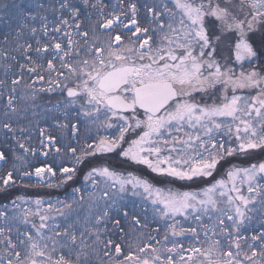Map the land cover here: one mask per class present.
I'll return each instance as SVG.
<instances>
[{"label":"snow or ice","instance_id":"obj_1","mask_svg":"<svg viewBox=\"0 0 264 264\" xmlns=\"http://www.w3.org/2000/svg\"><path fill=\"white\" fill-rule=\"evenodd\" d=\"M257 153L264 0L0 3V193L88 185L0 206V264H264Z\"/></svg>","mask_w":264,"mask_h":264},{"label":"trees","instance_id":"obj_2","mask_svg":"<svg viewBox=\"0 0 264 264\" xmlns=\"http://www.w3.org/2000/svg\"><path fill=\"white\" fill-rule=\"evenodd\" d=\"M3 2H11V0H0V3H3ZM254 39H255L257 46H259V43H260L259 36H257ZM261 158H264V153H257L256 155L251 156V157L239 156L233 159L231 163L236 164L238 166H247L249 163L256 162L260 160ZM41 159L43 160V158ZM100 162L109 164L119 171H132V172H137V173H141L144 175H154V174L148 173L147 170L143 169V166L132 164L131 162L124 160V158L119 157L117 154H110V156L107 159L100 161ZM57 163H59V161H57ZM65 163L69 164L70 162L65 161ZM156 182L160 184L161 186H163L165 184L170 183V178H156ZM171 186L178 187V188L191 186L193 188H196V187H199L200 185H199V182H197L196 184H190V185H184L182 182H174L171 184ZM74 187L82 188L85 190L88 189V185L85 184L83 180V168H82L81 175H79L74 182H71L69 185H65L64 187L60 189H46V188L24 189L22 187H17V188L9 189L6 193H0V206L6 203L10 205V201L18 195H25L33 199L42 197L46 200L47 199L54 200V201H56L57 199L65 200V199H68L73 194L72 190Z\"/></svg>","mask_w":264,"mask_h":264},{"label":"rangeland","instance_id":"obj_3","mask_svg":"<svg viewBox=\"0 0 264 264\" xmlns=\"http://www.w3.org/2000/svg\"><path fill=\"white\" fill-rule=\"evenodd\" d=\"M114 130H109V134H111V132H113ZM101 134H104L103 133V130H101ZM87 190V189H86ZM47 200H50V199H47ZM52 202H55L54 200H51ZM9 206H11V205H9Z\"/></svg>","mask_w":264,"mask_h":264}]
</instances>
